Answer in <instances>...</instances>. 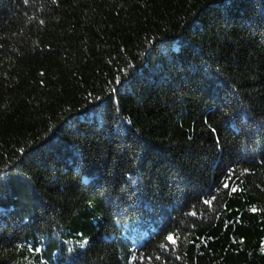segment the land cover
Returning a JSON list of instances; mask_svg holds the SVG:
<instances>
[{
	"label": "trees",
	"instance_id": "obj_1",
	"mask_svg": "<svg viewBox=\"0 0 264 264\" xmlns=\"http://www.w3.org/2000/svg\"><path fill=\"white\" fill-rule=\"evenodd\" d=\"M0 264H264V0H0Z\"/></svg>",
	"mask_w": 264,
	"mask_h": 264
},
{
	"label": "snow or ice",
	"instance_id": "obj_2",
	"mask_svg": "<svg viewBox=\"0 0 264 264\" xmlns=\"http://www.w3.org/2000/svg\"><path fill=\"white\" fill-rule=\"evenodd\" d=\"M224 187H228L227 183L224 184ZM236 189H232V191H235ZM212 199H215L214 197ZM205 203H208L209 205L212 203V200H206ZM166 239L171 242L173 245L176 243V241L173 239V236L170 234L166 237Z\"/></svg>",
	"mask_w": 264,
	"mask_h": 264
}]
</instances>
